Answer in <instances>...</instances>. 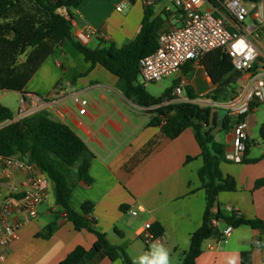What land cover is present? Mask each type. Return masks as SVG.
<instances>
[{"label": "crops", "instance_id": "0c3cea01", "mask_svg": "<svg viewBox=\"0 0 264 264\" xmlns=\"http://www.w3.org/2000/svg\"><path fill=\"white\" fill-rule=\"evenodd\" d=\"M121 2L85 0L74 11L73 37L78 39L80 34L85 35L87 41L84 43L89 47L92 44V48L102 47L100 41L117 46L132 41L139 33L145 6L135 0L125 14L116 9ZM167 8L160 12L153 8L156 16H162V13L166 16L160 32L182 23L180 11ZM255 13L251 12L247 18L250 22L246 25L257 26ZM252 39L259 49V57L253 71L243 74L234 84L235 90L232 93L227 90L230 97H234L252 75L258 73L264 78V38L253 36ZM201 60L188 61L181 67L170 89L174 97V88L183 83L182 95L164 103L192 102L211 106L220 128L224 118L220 117L219 110L225 108L218 105L224 100H213L212 94L217 86ZM140 77L139 74V84ZM24 91L18 93L29 110L28 116L47 111L53 120L68 125L79 135L94 154L89 169L92 182L78 181L71 197L73 210L82 213L83 204L92 202L93 213L87 216L88 219H94V227L106 234L111 245L123 250L133 264L148 253L153 244H163L169 250L170 264H182L192 234L203 223L206 207L205 190L198 176L204 161L193 129H186L176 139L166 137L162 125L151 126L157 115L152 110L157 106L142 107L136 103L135 97L125 95L119 78L101 65L91 67L71 41L56 49ZM75 96L88 101L85 114H80L79 106L73 100ZM256 102L258 105L249 110L244 119L241 118L247 124L248 159L264 156L261 136L264 123L257 133L253 132V127L258 125L256 114L264 101L255 100L251 104ZM20 118V114L15 116V120ZM230 118L231 130L217 133V139L225 144L226 153L233 151L235 139V119ZM253 149L262 152L252 156ZM221 170L234 177L237 190L221 193L219 207L229 214L239 211L237 216L242 219L264 220V185L256 186L257 182L264 180V157L253 164L222 162ZM27 187L24 172L16 168L5 170L1 175L0 201L8 195L19 196ZM13 188L21 193L13 194ZM48 188V198L39 207V216L20 230L19 239L5 249L6 259L0 264H59L77 247L87 251L79 264H124L121 258L113 260L104 251L95 234L86 229L76 230L66 214L55 205L54 184L50 179ZM133 210L137 211L136 216L131 213ZM146 223H151L149 230L144 228ZM51 224H55V228L49 234L46 228ZM214 224L215 234L203 243L196 264H229L234 257L237 264H241L243 252L251 254L252 264H264V230L241 226L233 228L232 235L224 240L227 225L223 222ZM156 225L163 229L161 236L152 233Z\"/></svg>", "mask_w": 264, "mask_h": 264}, {"label": "trees", "instance_id": "16d2710c", "mask_svg": "<svg viewBox=\"0 0 264 264\" xmlns=\"http://www.w3.org/2000/svg\"><path fill=\"white\" fill-rule=\"evenodd\" d=\"M210 1L220 5L222 0ZM245 1L259 3L262 0ZM84 2L85 0H0V91L24 93L44 62L57 48L66 41H71L85 60L91 63V67L101 65L117 76L125 95L135 97L136 103L142 107L157 106L152 110L157 115L151 126L162 125V132L166 137L176 139L186 129H193L204 161L198 176L205 190L206 207L203 223L192 234L190 247L182 264H196L202 253L203 243L215 234V221L233 228L250 226L264 230V220L242 219L219 207L221 193L237 190L234 177L223 174L221 170V163L228 160L225 144L217 139V133L231 130L230 116L226 114L218 128V117L213 112V107L192 102L164 104L166 100L175 99L171 96L172 89L161 97H154L138 83L140 60L158 48V36L165 19L161 15L156 16L153 8L145 7L139 33L132 41L122 46L103 42L104 46L91 48L73 37L74 11ZM201 63L217 86L212 94L213 100L222 99L224 103L230 101L233 95L230 97L227 90L242 76L235 71L232 59L224 50L217 49L202 58ZM257 105V102L251 104L250 111ZM247 115L248 113L241 118L244 119ZM0 125H4L0 128V156L18 157L35 164L54 184L55 205L66 214L75 229H86L95 234L99 244L113 260L121 258L124 264H133L123 250L111 245L106 234L94 227L95 220L88 219L87 216L93 213L92 202L86 201L83 204L82 213L71 207L72 193L78 181L86 184L92 182L89 169L94 154L83 139L68 125L53 120L44 110L15 120L13 112L0 104ZM261 136L264 139V125L261 127ZM249 150L250 144L247 143L241 163H257L264 157L248 159ZM261 185H264V180L256 184L257 187ZM54 228L55 224H51L46 230L51 234ZM152 233L161 236L163 229L156 225L152 228ZM86 254L83 247H77L59 264H79ZM241 264H252L249 252L242 253Z\"/></svg>", "mask_w": 264, "mask_h": 264}, {"label": "built area", "instance_id": "2783aa9c", "mask_svg": "<svg viewBox=\"0 0 264 264\" xmlns=\"http://www.w3.org/2000/svg\"><path fill=\"white\" fill-rule=\"evenodd\" d=\"M133 1L122 0L116 7L117 11L124 12ZM138 1L148 8H155L159 3V0ZM170 1L180 11L182 23L169 31L160 32L156 51L140 60L139 72L145 83L157 82L176 74L186 62L201 60L217 49L228 54L236 72L243 75L253 71L260 53L252 37L264 38V0L250 5L245 0H222L220 5L210 0ZM252 11L256 12L257 26L246 25ZM79 39L83 43L87 41L83 34L79 35ZM183 87V83H180L174 88V98L181 97ZM73 100L78 104L80 114H85L88 101L79 96ZM255 100L264 101V78L258 73L252 75L251 80L238 89L230 101L218 105L224 107L229 116L235 119V139L233 151L226 154L228 161L241 163L244 158L248 133L247 124L241 117L249 112ZM22 104L20 119L29 113L24 100ZM9 168L24 172L28 187L22 193L13 188V194H21L8 195L0 201V263L6 259L5 249L19 239L20 230L39 216V207L47 200L49 190V178L35 164L18 157L0 156V184L2 172ZM133 212L134 216L138 214L135 210ZM234 214L239 215V211ZM144 228L149 230L151 223H146ZM232 233L233 227L227 226L223 239L229 238Z\"/></svg>", "mask_w": 264, "mask_h": 264}, {"label": "rangeland", "instance_id": "374dc122", "mask_svg": "<svg viewBox=\"0 0 264 264\" xmlns=\"http://www.w3.org/2000/svg\"><path fill=\"white\" fill-rule=\"evenodd\" d=\"M165 7H169L172 10H175V8H176V6L170 0H161L159 2V6L155 7L154 9L157 12H160V10L162 11ZM128 9H129V6L124 11L125 14L128 12L127 11ZM162 17H166L164 13H162ZM249 22H250V19H247L246 24ZM99 44L101 46H103L101 41ZM90 47L92 48V44L90 45ZM175 75L176 74H173L171 76L164 77L157 82H150V83H145L143 78L140 77L139 82H140V84H142L146 88V90L148 91L149 94H151L154 97H161L166 93L167 90H169L170 88H172L174 86L173 79H174ZM235 88H236V86L234 84H232L228 90L231 92ZM184 94L186 96V93H184ZM0 104H3L4 106L8 107L13 112V114L17 117L20 113V109L22 108L21 96L18 92L0 91ZM259 107H260V112L258 114H256V117L258 119V125L253 127V132H256V133L259 130V126L262 123H264V102H262ZM220 109H223V108H220ZM219 112H220V117L223 119L224 116L226 115V111L225 110H219ZM252 119H254V117H252ZM261 152L262 151H260V150L253 149L251 155L256 156V155L261 154Z\"/></svg>", "mask_w": 264, "mask_h": 264}, {"label": "clouds", "instance_id": "9594fccd", "mask_svg": "<svg viewBox=\"0 0 264 264\" xmlns=\"http://www.w3.org/2000/svg\"><path fill=\"white\" fill-rule=\"evenodd\" d=\"M135 215V213H132ZM134 264H170L169 250L163 244H153L150 251L140 256ZM229 264H237V258H231Z\"/></svg>", "mask_w": 264, "mask_h": 264}, {"label": "water", "instance_id": "95a60500", "mask_svg": "<svg viewBox=\"0 0 264 264\" xmlns=\"http://www.w3.org/2000/svg\"><path fill=\"white\" fill-rule=\"evenodd\" d=\"M4 125H0V128H2Z\"/></svg>", "mask_w": 264, "mask_h": 264}]
</instances>
